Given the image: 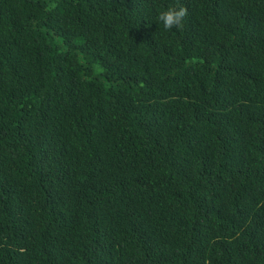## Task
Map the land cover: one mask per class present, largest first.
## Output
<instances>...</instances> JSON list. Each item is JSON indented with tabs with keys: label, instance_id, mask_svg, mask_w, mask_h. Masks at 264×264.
<instances>
[{
	"label": "trees",
	"instance_id": "obj_1",
	"mask_svg": "<svg viewBox=\"0 0 264 264\" xmlns=\"http://www.w3.org/2000/svg\"><path fill=\"white\" fill-rule=\"evenodd\" d=\"M0 264H264V0H0Z\"/></svg>",
	"mask_w": 264,
	"mask_h": 264
},
{
	"label": "clouds",
	"instance_id": "obj_2",
	"mask_svg": "<svg viewBox=\"0 0 264 264\" xmlns=\"http://www.w3.org/2000/svg\"><path fill=\"white\" fill-rule=\"evenodd\" d=\"M187 15V9L183 6L167 8L157 15V20L165 31L179 28Z\"/></svg>",
	"mask_w": 264,
	"mask_h": 264
}]
</instances>
